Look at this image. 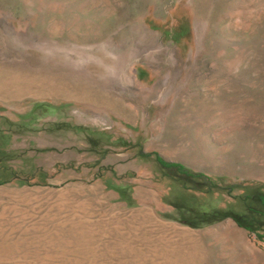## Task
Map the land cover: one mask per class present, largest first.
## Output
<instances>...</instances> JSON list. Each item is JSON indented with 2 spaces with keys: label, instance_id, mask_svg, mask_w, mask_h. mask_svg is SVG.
Returning a JSON list of instances; mask_svg holds the SVG:
<instances>
[{
  "label": "rangeland",
  "instance_id": "obj_1",
  "mask_svg": "<svg viewBox=\"0 0 264 264\" xmlns=\"http://www.w3.org/2000/svg\"><path fill=\"white\" fill-rule=\"evenodd\" d=\"M0 182V264H264V0H0Z\"/></svg>",
  "mask_w": 264,
  "mask_h": 264
},
{
  "label": "trees",
  "instance_id": "obj_2",
  "mask_svg": "<svg viewBox=\"0 0 264 264\" xmlns=\"http://www.w3.org/2000/svg\"><path fill=\"white\" fill-rule=\"evenodd\" d=\"M85 133L92 144H97L98 146L102 142V139H100V136L96 133L89 131H85ZM141 155L146 158L154 157L163 168L172 170L180 179H183L184 182L196 183L197 185L205 187L208 191L219 188L218 184L209 176L204 173L195 172L182 163L168 161L156 152H142ZM11 175L12 177L10 180L19 179L22 181L23 179L16 171H12ZM0 183L2 184L3 182ZM248 200H253V202L247 204V208L243 214L234 215L230 211L204 212V222H218L231 216L249 233H256L260 239L264 240V234H261V231L264 232V194L258 193L253 197H248Z\"/></svg>",
  "mask_w": 264,
  "mask_h": 264
}]
</instances>
